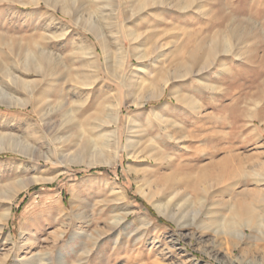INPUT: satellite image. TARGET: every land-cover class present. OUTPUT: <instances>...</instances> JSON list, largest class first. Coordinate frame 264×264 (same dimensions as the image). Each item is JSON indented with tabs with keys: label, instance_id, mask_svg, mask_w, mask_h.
<instances>
[{
	"label": "rangeland",
	"instance_id": "1",
	"mask_svg": "<svg viewBox=\"0 0 264 264\" xmlns=\"http://www.w3.org/2000/svg\"><path fill=\"white\" fill-rule=\"evenodd\" d=\"M54 5L52 9L43 0L39 4L0 0V214L7 207L2 194L18 180L35 175L44 179L21 191L10 204L8 220L0 229V257L9 252L3 264H16L12 243H25L21 254L26 253L33 264L38 259L39 264H48L46 252L49 264H264V242L250 246L248 228L244 242L238 243L198 227L200 220H208L195 186L201 170L210 174L264 170V0H197L184 9L172 6L135 14L131 25L147 36L141 50H154L157 36L168 43L158 70H153V56L144 61L150 74L133 90L137 105L130 103L133 96L127 94L126 85L106 73L99 44L82 29H78L81 36L96 48L100 77L96 82L90 78L94 83L88 88H73L83 63L78 40L60 35L59 26L47 17L53 13L57 23L77 28L60 11V4ZM230 30L236 33L230 35ZM210 43H216L219 52L206 68ZM125 44L123 71L129 74L137 61L127 40ZM195 48L199 49L196 65L184 74L187 55ZM41 52L57 74L39 78L26 71L27 58ZM160 76L169 81L161 84L162 94L153 97ZM30 80L37 84L26 87ZM172 89L189 100H178ZM29 93L31 100H41L39 115L12 99ZM114 101L119 103L117 158L111 165H92L90 154L80 151L79 135H89L86 118L97 116L102 103ZM59 102L63 105L56 111ZM70 110L74 117L66 121L63 113ZM128 118H132L130 129ZM126 132L132 143L129 154L137 159L123 149ZM128 165L146 170L129 172ZM242 173L208 190L207 203L235 198L239 192L248 198L252 190L264 188L263 177ZM166 176H179L175 185L191 199L177 197L161 214L154 201L166 202L173 195ZM116 185L124 198L116 193ZM225 185H233L226 190L228 197L217 195ZM173 212L182 218H173ZM175 222L186 226L178 228Z\"/></svg>",
	"mask_w": 264,
	"mask_h": 264
},
{
	"label": "bare ground",
	"instance_id": "2",
	"mask_svg": "<svg viewBox=\"0 0 264 264\" xmlns=\"http://www.w3.org/2000/svg\"><path fill=\"white\" fill-rule=\"evenodd\" d=\"M196 1L197 0H123V4L120 5L117 0H43L46 6L52 9L56 8L54 3H59L60 11L64 15L69 16L77 28V29H73L68 24H60V22L57 23L56 17H54L53 13L51 14L49 13L47 17L51 23L59 26L58 30L60 32V35L66 36L70 34L71 36H74L78 40L77 51L80 54H82L81 61H83V63H82V68H79L80 71L79 70L77 71L75 75L76 76L75 79L73 78L74 80H72V82L75 85L73 86V88L75 90L76 89L80 90L83 87L88 88L94 83V81L96 82V80H98L100 77V71H99L100 69L98 65V55H97L96 48L93 42H89L87 41V38L85 36H81L78 29H82L86 32H89L94 37L96 42L99 44V47L101 48V51L104 57L103 65H104V69L106 73H109V74L111 73L112 75L116 76V78L119 79L122 83H124V85H126V87L128 88L127 94L131 98L134 95L133 94L134 88L136 87V85H138L137 84L138 80L139 79L144 80V77H147V75L150 74L149 66L144 61L146 59H150L153 56L154 57L153 70H158V66H159L158 63H160L162 60L164 61V56L166 55L165 46L168 45V43L161 42L162 37L157 36L156 39L154 40V46H155L154 50H150L149 52L145 50H141L139 47L145 43L147 36L144 32H138V30L135 29L133 25H131L132 24L131 18L135 14L140 15L150 10H153V9L155 10V8H158V9L164 8L165 10H168L169 8L173 6L174 8L184 9L187 6L191 7ZM31 3L39 4L40 0H31ZM22 4L24 5L27 3H22ZM120 11L123 15V18H120ZM230 32H231L230 35H233L236 33L233 30H230ZM126 40L129 43L130 50L133 52V54H131L133 55L132 58H135V60L137 61V63L133 65V69L129 74L128 73L124 74V71H123V68H124L123 65L126 61V53H127L126 51L127 48L125 44ZM216 47H217L216 43H210L207 47V52L204 58V63H206V66H205L206 68L207 67L209 68L212 60L216 57V55L219 52L217 51ZM130 50L128 49V51ZM198 51L199 49L195 48L193 49V51L189 53V55H187L188 56L187 59L189 60L188 61L189 63L186 64L187 66L185 65L183 68V70H185L184 74H187L189 70H191L196 65L195 59H197L196 57L198 56ZM0 52H2V50ZM29 58L30 59L32 58L30 60L32 63L29 61ZM26 61L28 65L26 71L27 72L33 71L36 74V76L39 78L42 75L43 76L49 75L50 77L56 73L55 65L52 64L51 60H49L47 56L43 55L42 52L40 54L33 55L32 57H28ZM0 65H1V61H0ZM85 66H88V67L85 69ZM164 71H166V69ZM184 74H183V77H184ZM90 78H93L94 81H90ZM159 80L160 81L157 82V86H156L157 88L154 89V91L152 92L153 97H159L162 94L163 89H164V87L161 86V84L164 82V84L167 85L169 81L167 78L163 79L162 76H160ZM36 84H37L36 80H30V81L25 82L26 87H30L32 85L35 86ZM172 90H173L172 93L174 94V96L177 97L178 100L180 101L189 100L188 98L190 97H188L187 95L185 96V94H183L179 89H176V90L172 89ZM30 96H32V93H29L27 97H24L22 99L15 98V97L14 98L11 97V98L14 99L13 101L15 105H19L21 107L29 106L33 114L39 115L38 106L41 103V100L37 99L33 101L31 100V98L33 99V97L29 98ZM130 103L137 105L134 99V96ZM102 104L100 106V111L98 112L97 116L95 117L90 116L88 119L87 118L85 119L87 121L86 127L89 129L88 130L89 135L88 136H85L82 134L79 135V137L81 136L80 151L81 153L86 152L90 154V158L93 160L92 161L93 163H91L92 165H101V164L111 165L114 158L115 157L117 158V155H118L117 142L120 137H119V129H118L119 118H118V114H116V110L118 109L119 103L117 101L116 102L114 101L113 103H107L105 105L104 104L102 105ZM62 105L63 104L59 102L58 107L54 110L57 111L59 108L62 107ZM70 112L71 110L67 111L66 113H63V116L66 117L64 120L66 121L71 120V117H74L73 114ZM40 117L41 119H43L42 115ZM156 117H158L159 119L162 118V116L159 113H156ZM75 120H73V124L77 126L79 123L77 124V121ZM131 121H132V118H128L127 120L128 129H130L129 124H131ZM77 129L80 131L79 128ZM2 143L3 142L0 140V145ZM115 144H116V147H115ZM131 144L132 143H131V138H130V132H128L125 137L124 143H123V149L124 151L128 153V156L134 159H137L139 158V156L137 155L134 156L133 154L131 155L129 154L128 148ZM150 148L151 150L155 151V148L153 146H150ZM110 149L112 151H109ZM155 152L157 156L158 153L157 151ZM77 154L79 153H76L75 156ZM24 156L28 157L30 160L36 159L29 154H24ZM222 161L220 160L219 163L222 164ZM140 170L145 171L146 168L144 167L139 168L136 166L128 165L129 172L134 171V173H136L137 171L140 172ZM199 172H200V178H199L200 181L199 182L197 181L195 183V186H197L199 190L197 202L200 206H202V208L204 207L205 213H206L205 216L207 217L206 219L208 221L204 222L200 220L198 223V227L202 229H206V230H212L216 237H218L219 235L232 237L238 243L244 242V239H243L245 236L244 228H248L250 230V234L248 237L249 238L248 244L250 246H256L259 244V242H262V241L264 242V188L258 187L252 190L251 192L248 193L249 194L248 198H246L245 196L246 194H244V192H239L237 193V195H235L236 196L235 198L229 197L228 199H225L224 197H222L218 201L211 200L209 201L210 203H207V198L205 195V193L208 190L218 187L219 185L224 183L226 179L228 180L229 178H232L238 175L240 172L246 173V175L248 174L254 177L256 176V177L264 178L263 168L260 167L257 169L250 170L249 172L248 171L246 172V170H242V169L240 170H233V169L232 170H218L216 171V173L211 172L212 174L208 173L207 170H201ZM166 177H167V182L169 184L168 185L169 189L173 191L172 192L173 195L166 202L154 201L153 203L154 208L161 214L163 212L169 211L170 203L173 201V199H176L177 197H179V200H183V201H187L191 199L190 194L185 192V190H180L175 185L174 180H179L180 179L179 176L178 177L177 176L175 177L166 176ZM41 181H44V179H42L39 175H35L32 178L18 180L13 186L10 187V189L7 192L2 194L1 200L7 203V207H5L0 214V223H1L0 229L4 225V223L8 220V216L10 213V210H9L10 204H12L15 197L21 191L28 188L30 185L41 182ZM232 187L233 185L232 186L225 185L223 187H220L217 190L218 194L217 192L215 194L223 195L224 193L223 196H227L229 192H227L226 190L231 191ZM142 191H143V188H142ZM157 191L158 190L155 189V192ZM116 193L119 196L124 198V193L119 185H116ZM179 207L180 205H178V208ZM172 217L176 219H179V218L181 219L182 215L180 216L179 212H176V213L173 212ZM191 220L195 224L194 218L193 219L191 218ZM175 223L177 224L178 228L186 226V224L177 223V222ZM7 242L11 243L10 240ZM114 242L116 243V239ZM27 244H30V243H27ZM11 245L12 247L14 246V248H16V252H17L16 261H15L16 264H33L31 262H28V256L26 255L25 252H24L25 255L21 254L23 252V249H25V243H22L21 245H15V244L13 245L12 243ZM205 253L208 254L207 252ZM45 256H46V261L49 264V252H46ZM8 257H9V252L5 253L2 257H0V264H3L7 260ZM262 257H264V253ZM38 261H40V259L37 260V263L35 261L34 264H39Z\"/></svg>",
	"mask_w": 264,
	"mask_h": 264
}]
</instances>
